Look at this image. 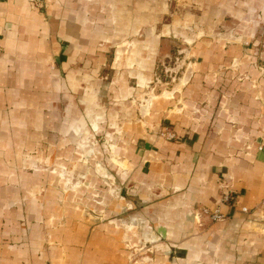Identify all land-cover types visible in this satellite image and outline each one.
<instances>
[{
  "label": "crops",
  "instance_id": "1",
  "mask_svg": "<svg viewBox=\"0 0 264 264\" xmlns=\"http://www.w3.org/2000/svg\"><path fill=\"white\" fill-rule=\"evenodd\" d=\"M185 6L164 23L166 0H0V264H264V0ZM236 28L248 46L211 37ZM168 30L189 40L191 70L140 118L130 98L168 56ZM105 117L125 145L127 221L144 223L131 232L53 185L54 165L94 184L75 143ZM165 126L175 139L158 136ZM140 236L130 262L124 242Z\"/></svg>",
  "mask_w": 264,
  "mask_h": 264
},
{
  "label": "rangeland",
  "instance_id": "2",
  "mask_svg": "<svg viewBox=\"0 0 264 264\" xmlns=\"http://www.w3.org/2000/svg\"><path fill=\"white\" fill-rule=\"evenodd\" d=\"M166 2L168 5V12L166 13L164 23H170L172 15L182 16L186 9L185 2H187V0H166ZM260 26L261 32L258 34V37H256L258 39L259 48H264V18L263 20L261 19ZM222 32L224 33L221 35H211V37L223 43L234 42L244 46L250 44V40L244 37L245 34L242 29L236 28L232 31L230 30L228 33H225L226 31L223 29ZM164 36L172 40L168 56L165 57L164 61L159 62V65L155 69L156 72L153 79L148 83L147 87H144V93L142 92V95L140 94L130 98V100H133V104L137 106V114L140 118L145 115V112L141 110L140 115L139 105L143 104L146 108L150 105L147 103V100L157 99L159 96L173 97L174 93L178 92L177 90L183 87L186 82L185 80H187L186 76L189 70H191L189 67V62L191 60L189 40L169 30L166 31ZM105 68H109L108 65H105ZM109 75L111 76L112 73ZM109 77L105 73L101 74L103 80L109 79ZM164 92H167V96H164ZM179 107L182 106L180 105ZM101 125H103V129L97 127L91 128L89 125L90 130L84 131L83 134L79 135L75 143L78 152L77 161L86 166V170L96 179L94 180V184L92 183L93 180H91V176L86 174L87 172L85 173L86 175L84 173L77 174L62 165H54L51 166L50 171L56 175L58 181L53 185L57 186L60 190V201L64 203L68 202L83 216L92 220L108 222V224H112L116 228L131 232V227H129L128 224L133 222V226H136V229H140L144 223L137 216L135 217L139 219L136 218L134 221H127L132 216L129 212L133 210V208L129 206L126 196H124L125 198L123 197V193L120 189L123 185H126L127 176H125V170L121 168L120 159L114 153L116 148L125 146L122 143L121 127L112 126L111 123L109 124L106 121V117L104 124ZM147 129L148 125H143L142 130L145 131ZM164 130L175 133L173 129L165 126L164 129L158 132V136L163 139H167L161 135ZM112 165L115 166L114 169ZM115 172L116 176L114 175ZM86 176H88L89 179H87ZM72 186H74V188H72ZM80 187L84 188L85 191H81V193L79 191ZM116 202L122 203V207L118 211L117 209L119 207L114 208ZM109 209L111 212L108 213L107 210L109 211ZM202 213L204 212L202 211ZM124 243L128 245V247H126L129 251L127 257H129L130 262H133L146 251L145 243H149V240L140 236L135 242Z\"/></svg>",
  "mask_w": 264,
  "mask_h": 264
},
{
  "label": "built area",
  "instance_id": "3",
  "mask_svg": "<svg viewBox=\"0 0 264 264\" xmlns=\"http://www.w3.org/2000/svg\"><path fill=\"white\" fill-rule=\"evenodd\" d=\"M162 136H164L165 138L167 139H172V138H175V133L174 132H171V131H166L164 130L161 134ZM224 199H227V195H224ZM242 210H246L245 208H243ZM203 212H207V209H203L202 210ZM212 217L213 218H220V215H219V212L218 210H215L213 213H212Z\"/></svg>",
  "mask_w": 264,
  "mask_h": 264
}]
</instances>
